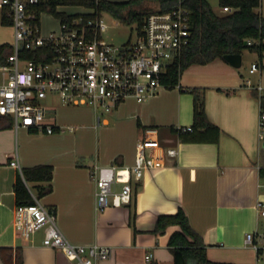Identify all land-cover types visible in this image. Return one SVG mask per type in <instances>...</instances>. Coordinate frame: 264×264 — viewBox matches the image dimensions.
I'll list each match as a JSON object with an SVG mask.
<instances>
[{
  "label": "crops",
  "instance_id": "0c3cea01",
  "mask_svg": "<svg viewBox=\"0 0 264 264\" xmlns=\"http://www.w3.org/2000/svg\"><path fill=\"white\" fill-rule=\"evenodd\" d=\"M3 7L0 0V19ZM255 11L263 16L258 8ZM12 42L11 24L0 23V45ZM257 57L259 63L252 60L248 69L253 63L258 68L248 72V77L240 71L242 54L239 68L217 58L185 69L179 88L160 89L142 103L133 99L123 102L111 116L115 126L123 118L134 121L131 154L97 158L88 169L78 162L76 151L71 157L44 147L56 140V133L15 130L12 120L10 127L0 128V264H16L18 257L21 264H73L60 251L42 245L43 229L29 240L16 232L13 184L18 175L22 176L23 168L37 165L53 168L52 190L37 200L55 215L65 238L75 245L110 247V256L96 264H173L168 239L179 228L169 226L157 234L152 231L157 216L174 214L179 208L201 237L209 260L264 264V217L256 209L258 203L264 204V176L260 175L264 169V128L260 137L258 127L259 115L264 113V53L261 57L257 53ZM257 86L262 89L257 90ZM191 87L203 90L206 116L220 131L216 140L182 141L173 131L193 124L194 98L185 90ZM45 122L63 127L49 115ZM104 123L109 124L107 119ZM148 128L155 129L160 146L175 149L176 156L164 154L163 166L131 181L128 205L120 202V185H115L107 205L98 209L93 169L131 166L136 142ZM11 160L18 161L21 172L9 165ZM34 185L26 183L32 197L36 194ZM247 234L252 235L251 243L246 242ZM148 254L151 257L147 260Z\"/></svg>",
  "mask_w": 264,
  "mask_h": 264
},
{
  "label": "built area",
  "instance_id": "2783aa9c",
  "mask_svg": "<svg viewBox=\"0 0 264 264\" xmlns=\"http://www.w3.org/2000/svg\"><path fill=\"white\" fill-rule=\"evenodd\" d=\"M38 0H1L9 9L13 29L12 53L7 64L0 66V117H9L15 130L20 128L37 133L53 134L72 131L45 122L50 105L45 100L56 99L62 104L89 105L95 113V124H105L97 112L112 113L123 102L133 99L147 101L164 86L161 77L167 66L177 59L190 41L189 11L177 1L171 10L150 14L140 30L136 28L133 41L122 45L104 42L102 32L107 24L101 15L86 18L78 14L70 21H60L59 30L46 35L32 26L35 14L30 6ZM226 13L233 11L223 7ZM247 40V44L257 43ZM31 51L30 58L23 55ZM257 64L251 65L254 71ZM250 85V81H246ZM176 87L179 88V85ZM257 86V90H261ZM260 137L264 128V113L258 120ZM191 131V127L179 128ZM176 156V150H164L156 130L148 128L136 142L131 166L106 165L93 169L96 206L103 209L115 185L122 204L132 200L131 181L140 180L150 170L163 166V155ZM21 172L17 160L9 162ZM34 203L16 207L14 226L20 237L29 240L43 229L42 245L60 251L73 264H96L110 256L106 245H75L59 230L55 215L35 196ZM264 217V204L256 205ZM247 243L252 235L247 234ZM255 247V246H254ZM150 254L146 256L148 260Z\"/></svg>",
  "mask_w": 264,
  "mask_h": 264
},
{
  "label": "trees",
  "instance_id": "16d2710c",
  "mask_svg": "<svg viewBox=\"0 0 264 264\" xmlns=\"http://www.w3.org/2000/svg\"><path fill=\"white\" fill-rule=\"evenodd\" d=\"M178 0H126L114 2L108 0H38L30 6L35 16L32 26L39 28V14L48 13L59 21H70L76 15H66L58 10L60 6H80L91 9V13L83 14L86 18L100 15L102 12L126 23H136L140 30L145 19L152 13L171 10ZM261 0H218V6L230 7V13L218 15L207 0H181V4L189 11L190 41L182 50L180 56L170 63L161 77L164 88L172 89L179 83L181 73L194 64L204 65L217 58L222 59L225 54H242L244 49L254 50L261 57L264 53V17L255 11ZM9 9L3 7L0 23L4 26L11 24L8 16ZM78 15V14H77ZM259 42L251 45L247 40ZM13 49L10 44L0 45V66L7 64V58ZM23 55L30 58L31 51H24ZM193 94V124L191 131L173 129L182 141L199 142L216 140L219 128L208 120L204 109L203 90L191 87L185 89ZM264 97H261V105ZM10 127L11 119L0 117V128ZM30 133H37L30 131ZM53 168L51 165H37L22 169V176L18 175L13 184L15 206L34 203L26 183L35 184L37 199L51 192ZM264 176V169H260ZM40 183H47L43 186ZM169 226L179 229L168 239V246L172 252L173 264H235L229 262L211 261L206 256L205 246L199 234L191 227L186 212L179 208L174 214L157 216L154 234L163 233ZM1 256V255H0ZM16 264H21L18 257Z\"/></svg>",
  "mask_w": 264,
  "mask_h": 264
},
{
  "label": "rangeland",
  "instance_id": "374dc122",
  "mask_svg": "<svg viewBox=\"0 0 264 264\" xmlns=\"http://www.w3.org/2000/svg\"><path fill=\"white\" fill-rule=\"evenodd\" d=\"M218 15L223 12L218 7V0H207ZM59 11L66 15H77L91 13L92 10L80 6H60ZM258 10L264 17V0H261ZM102 19L107 24V29L102 32L101 38L104 42L114 45H122L127 41H133L136 35V23L126 24L106 12H102ZM39 30L42 35L59 30L60 21L48 13L39 14ZM243 61L240 67L241 73L248 77V69L252 60L259 63V58L254 50L244 49L242 51ZM184 72V71H183ZM0 72V80L2 78ZM44 103L50 105L48 115L55 117L58 123L63 127H72V131L66 130L63 133H56V140L52 143L45 144L46 149H53L55 153L65 152L71 154L76 151V157L80 164L92 165L97 158H106L113 154L121 153L123 156L131 154V127L134 121L125 119L116 125V121L111 116V113L99 112L101 119H107V125L100 124L97 129L92 128L95 124V116L93 108L89 105H72L62 104L56 99L45 100ZM133 123V124H132ZM117 127V128H115ZM35 144H32V146ZM88 169V166L86 167Z\"/></svg>",
  "mask_w": 264,
  "mask_h": 264
},
{
  "label": "water",
  "instance_id": "95a60500",
  "mask_svg": "<svg viewBox=\"0 0 264 264\" xmlns=\"http://www.w3.org/2000/svg\"><path fill=\"white\" fill-rule=\"evenodd\" d=\"M223 59L235 68L241 66V55L240 54H225Z\"/></svg>",
  "mask_w": 264,
  "mask_h": 264
}]
</instances>
